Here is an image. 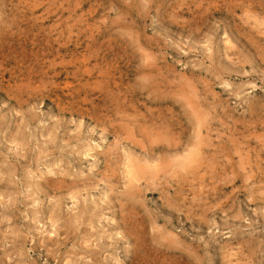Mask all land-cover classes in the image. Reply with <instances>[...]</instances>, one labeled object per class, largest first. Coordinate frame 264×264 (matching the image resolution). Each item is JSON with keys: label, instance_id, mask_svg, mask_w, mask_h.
<instances>
[{"label": "rangeland", "instance_id": "1", "mask_svg": "<svg viewBox=\"0 0 264 264\" xmlns=\"http://www.w3.org/2000/svg\"><path fill=\"white\" fill-rule=\"evenodd\" d=\"M0 264H264V0H0Z\"/></svg>", "mask_w": 264, "mask_h": 264}, {"label": "bare ground", "instance_id": "2", "mask_svg": "<svg viewBox=\"0 0 264 264\" xmlns=\"http://www.w3.org/2000/svg\"><path fill=\"white\" fill-rule=\"evenodd\" d=\"M238 17V16H237ZM210 109V108H209ZM207 115V114H206ZM253 134V133H252ZM154 137H156V136H154ZM153 137V138H154ZM152 142V141H151ZM200 143V142H199ZM214 143V142H213ZM173 146V145H172ZM195 151V150H194ZM197 151H195V153H196ZM188 155V154H187ZM190 157V156H189ZM194 159V158H193ZM235 159V158H234ZM174 163V162H173ZM190 163V162H189ZM180 165V164H179ZM155 167H158V166H155ZM163 167H165V166H163ZM180 167V166H179ZM175 169V168H174ZM148 170V169H147ZM146 170V171H147ZM242 170V169H241ZM128 172V171H127ZM150 172V171H149ZM153 172V171H152ZM131 173V172H130ZM139 173V172H138ZM136 175V174H135ZM141 175V174H140ZM132 176V175H131ZM152 176V175H151ZM146 178V177H145ZM135 180V179H134ZM155 185V184H154ZM169 235V234H168ZM226 258V257H225Z\"/></svg>", "mask_w": 264, "mask_h": 264}]
</instances>
